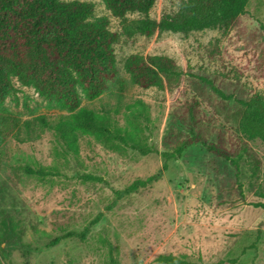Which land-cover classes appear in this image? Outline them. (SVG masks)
Wrapping results in <instances>:
<instances>
[{"label":"rangeland","instance_id":"obj_1","mask_svg":"<svg viewBox=\"0 0 264 264\" xmlns=\"http://www.w3.org/2000/svg\"><path fill=\"white\" fill-rule=\"evenodd\" d=\"M80 1L93 2L95 16L107 17L111 30H121V19L102 0ZM179 2L156 0L150 16L174 12ZM247 11L226 32L120 35L114 52L123 89L111 86L93 100L82 96L81 105L148 154L102 135H82L76 149L69 150L53 131L36 125L31 137L21 131L23 141L2 139L0 264H108L107 240L121 264H156L162 253L186 254L203 264H264V211L251 204L260 200L257 193L264 185V141L248 139L238 129L240 101L256 93L264 96V0H250ZM131 54L168 56L185 75L172 89L141 87L124 69ZM13 82L5 105L22 120L67 114L32 87ZM196 133L233 156L242 155L238 175L229 160L194 144L169 162L157 183L105 211L115 189L157 172L162 152ZM246 146L261 160L258 178L251 176ZM25 165L53 168L61 175L40 180L25 174ZM82 174L102 180L83 181ZM99 212L103 216L86 240L48 244L66 231L81 230Z\"/></svg>","mask_w":264,"mask_h":264},{"label":"trees","instance_id":"obj_2","mask_svg":"<svg viewBox=\"0 0 264 264\" xmlns=\"http://www.w3.org/2000/svg\"><path fill=\"white\" fill-rule=\"evenodd\" d=\"M111 13L121 19V30L110 29L105 16H95L93 2L80 0H0V143L4 137L23 141L34 133V125L53 131L59 140L75 150L82 135H102L138 150L142 155L149 150L130 144L128 138L116 133L101 123L95 110L82 106V96L93 100L118 86L125 85L116 65L114 44L120 35L132 37L136 34L151 36L166 31L188 35L192 31L205 29L230 30L240 16L247 14L250 0H180L174 12H164L159 19L150 16L156 0H102ZM137 13V18L127 14ZM124 69L133 83L157 89H172L179 85L185 71L174 59L165 55L131 54L124 60ZM14 79L22 86L32 87L48 104L66 110L67 114L49 119L39 114L33 120H22L9 110L6 99L15 89ZM205 80V79H204ZM211 88L222 94L210 81ZM223 96V95H222ZM241 112L238 129L248 139L264 141V96L254 94L240 101ZM193 106L189 107L194 117ZM202 144L207 151L231 162L240 171L242 155L233 156L222 146L209 142L200 133L179 141L172 151L162 152L161 168L144 178H136L121 189L113 191V199L105 207L111 211L120 202L140 190L157 183L168 170L169 162L181 158L187 148ZM251 166V176L258 178L261 160L247 146L243 148ZM154 152H158L157 149ZM25 174L40 180L60 176L53 168L42 165H25ZM83 181L100 182L101 177L93 174L79 176ZM259 201L251 203L264 211V185L258 191ZM103 216L99 212L81 230H70L49 241L53 246L67 238L81 241L87 239L93 225ZM108 246V264H121L116 258L113 245ZM254 247V246H252ZM186 254H159L156 264H203ZM231 263L236 260L230 261ZM213 264H224L220 260Z\"/></svg>","mask_w":264,"mask_h":264}]
</instances>
